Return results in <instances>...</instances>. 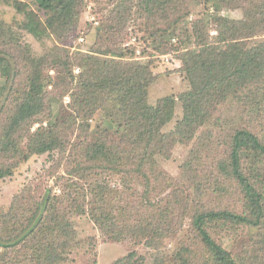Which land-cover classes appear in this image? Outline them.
Returning <instances> with one entry per match:
<instances>
[{
    "label": "rangeland",
    "instance_id": "1",
    "mask_svg": "<svg viewBox=\"0 0 264 264\" xmlns=\"http://www.w3.org/2000/svg\"><path fill=\"white\" fill-rule=\"evenodd\" d=\"M153 1L141 6V0H83L78 25L67 32L47 24L49 16L38 0H0V138L11 132L16 140L28 131L52 127L61 145L26 160L24 154L14 160L0 156V168L12 169L0 181V236L14 240L18 229L39 212L38 205L48 203L44 223L33 236L14 248L0 247V264H115L123 259L121 264H212L192 225L196 212L227 210L250 216L238 185L225 179L224 172L237 130L252 132L264 146V92L252 97L255 108L246 109L237 99L241 93L224 98L221 89L211 88L215 99L213 94L197 99L204 125L183 128L186 139L170 148L164 145L153 158L142 149L133 156L131 173L121 172L129 169H121L124 162H111L104 155L117 148L134 154L132 142L126 147L121 142H129L128 134L132 139L137 127L127 125L130 115L122 109L127 85L110 86L106 74L91 77V66L83 67V54L119 56L116 49H123L125 64L148 69L153 77L147 88L149 103L176 100L166 133L184 119L180 95L193 91V81H203L184 73L179 52L163 55L149 43L165 37L168 28L165 8ZM203 1H190L189 24L176 35L190 37L206 30L213 38L218 35L217 14ZM174 3L172 9H178ZM219 16L239 20L243 12L223 7ZM101 31L106 40L96 44ZM263 42L264 35L250 43ZM21 73L14 83L13 74ZM36 83L39 90L25 95ZM250 86L242 90L245 96L257 92ZM19 114L21 123L15 124ZM138 166L139 173L132 172ZM243 166L263 195L264 209V157L246 151ZM94 186L99 194L91 192ZM94 208L109 218L106 226L96 225ZM149 227L163 231L156 244L144 234ZM209 231L238 264H264V216L256 227L221 222Z\"/></svg>",
    "mask_w": 264,
    "mask_h": 264
},
{
    "label": "trees",
    "instance_id": "2",
    "mask_svg": "<svg viewBox=\"0 0 264 264\" xmlns=\"http://www.w3.org/2000/svg\"><path fill=\"white\" fill-rule=\"evenodd\" d=\"M191 0H157V4L162 5V9L165 8L164 14H166V20H168V28L166 30V36H161L158 39H154L153 42H149L152 46H155L163 55L170 54L172 52H179L181 54V60L183 63V71L188 76H195L203 81L197 84L193 81V91L183 93L180 95V101L184 106V119L180 121L173 131L170 133L163 132V129L172 121L174 117V106L176 100L174 98L163 99L156 105H151L147 99V88L152 81V73L143 66L136 63L128 62L125 64L123 61L124 51L123 49H116L114 56L113 52L110 55H101L97 51H92L95 55L83 54L82 59L84 62L83 67L87 64L91 66L89 75L95 77H105L110 79V86H125L127 90L124 94L126 100V106L122 102V109L130 115V119L127 123L130 127H137L132 139L127 140L129 142H121L123 147H126L128 143L132 142L137 151L134 154L117 148L115 153L106 151V159L114 162H124L121 165V172L129 170L130 163L136 161L133 157L136 153L144 149V155L148 158H153L155 155H159L161 147L164 145L168 148L177 144L179 139H186L183 136V128H187L192 124H198L197 126H203L205 119H201V115L196 109L199 105L197 99H204L209 95H212L210 89L215 88V92L221 89L219 92L220 97L226 98L231 93H241L237 96V99L242 103L246 109L255 108L257 101L252 99L256 96L258 91L264 92V42L260 45L251 46L253 39L264 35V0H205L201 4L210 8L216 12L215 28L218 35L213 38L210 32L206 30V33L201 35L194 34L192 36L184 37L182 33L176 35L177 30L183 31L189 24L187 20L191 15L190 10ZM41 8L48 14L49 19L47 24L49 26H57V28L70 32L77 27L79 21V11L82 6L83 0H38ZM153 0H141V6L147 3L152 4ZM178 9H172L175 4ZM234 8L240 9L243 12V17L239 20H231L226 17H220L222 8ZM182 8V11L180 10ZM128 12V9L126 10ZM152 14L151 11H148ZM176 15H174V13ZM180 12V13H179ZM179 13V14H178ZM152 18V17H151ZM150 18V19H151ZM201 20V19H199ZM209 27V26H208ZM211 27V26H210ZM182 28V29H181ZM102 34L106 32L101 31L98 33V41L106 39ZM177 39L176 43H173ZM111 43H114L112 41ZM110 56V58H107ZM116 57L111 58V57ZM130 66H129V65ZM20 75L12 76L14 83L17 81ZM119 78V82L113 81V78ZM146 76V77H143ZM144 79V81H142ZM203 82H206L204 84ZM102 83V82H101ZM254 86L250 96H245L242 90L247 86ZM259 85V88H257ZM99 85L98 87H100ZM257 86V87H256ZM32 90L38 91L39 85L35 84L34 89L24 90L25 95H31ZM214 90V89H213ZM15 93H18L15 92ZM11 93V95L15 94ZM36 93V92H35ZM248 95V94H247ZM213 99H215L213 94ZM251 103L249 104V102ZM96 102L93 106L98 107ZM262 107V104H258ZM131 112H129V108ZM197 107V108H195ZM196 111V112H195ZM23 112V111H22ZM36 114V113H34ZM33 112L30 116L34 115ZM80 118V117H79ZM77 117V120L79 119ZM88 118V116H87ZM18 119H22L21 115L17 116L15 124H20ZM196 131V130H195ZM183 132V133H182ZM195 134V133H194ZM15 134L8 132L7 139L0 138V156L5 157L8 160H14L21 154H24L23 160L28 159L30 156L43 155L53 152L57 146H61L59 137L55 129L51 127L45 129H39L36 133L28 131L27 134L18 137L16 140L11 139V136ZM192 134L188 136V139L193 138ZM24 140L23 142H21ZM167 144V145H166ZM230 155L228 157V167L224 172L225 179L235 182L238 185L240 194L244 198L245 205L250 211V216H244L232 211L227 210H211V211H197L192 219V225L197 233L199 240L204 250L209 254L212 264H238L234 256L226 250L221 244H219L211 235L209 228L213 223H234L239 226L251 225L256 227L259 225L260 220L264 216L263 209V195L258 189V185L251 180L250 174L243 166L244 152H253L259 156L264 157V146L260 140L248 130H237L232 138L230 144ZM26 150V153L24 151ZM87 151V150H86ZM149 152V153H147ZM122 155L124 157H122ZM113 158V159H111ZM127 161V163H126ZM155 163V162H154ZM139 166L135 168L134 173ZM118 173V171H116ZM12 175V169L7 167L0 168V181L6 179ZM147 181V180H146ZM97 192L99 194L98 187L94 186L91 192ZM95 194V198H97ZM76 200L74 199L73 202ZM96 206L98 200L95 201ZM152 204V203H151ZM153 205H151L152 207ZM39 212L33 215L29 222H25V227L18 229L17 237L14 240L6 241L4 237L0 236V247L14 248L21 245L28 238L34 235V233L44 223V213L48 211V203H40L38 205ZM155 207V206H153ZM84 210V209H83ZM93 214L96 225L103 227L108 224L109 218L99 213ZM173 212V211H172ZM171 215L174 216L173 213ZM165 217H163L164 219ZM113 220V219H112ZM28 223V224H27ZM156 227V226H155ZM156 228H147L144 231L146 238L156 244V240L161 238L163 231ZM170 231V228L167 229ZM147 239L146 243L149 241ZM149 241V242H150ZM124 262L120 260L115 264H121Z\"/></svg>",
    "mask_w": 264,
    "mask_h": 264
}]
</instances>
